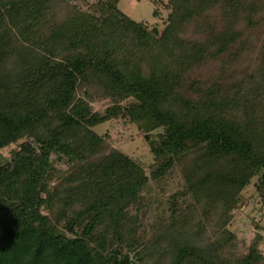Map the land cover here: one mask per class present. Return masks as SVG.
Returning a JSON list of instances; mask_svg holds the SVG:
<instances>
[{"label": "trees", "instance_id": "16d2710c", "mask_svg": "<svg viewBox=\"0 0 264 264\" xmlns=\"http://www.w3.org/2000/svg\"><path fill=\"white\" fill-rule=\"evenodd\" d=\"M118 2L0 0V264H264L231 229L264 200V0H166L162 29ZM120 118L149 172L95 130Z\"/></svg>", "mask_w": 264, "mask_h": 264}, {"label": "rangeland", "instance_id": "374dc122", "mask_svg": "<svg viewBox=\"0 0 264 264\" xmlns=\"http://www.w3.org/2000/svg\"><path fill=\"white\" fill-rule=\"evenodd\" d=\"M95 2L96 0H89ZM166 0H119V8L138 22H146L149 24H157L162 29L164 22L168 16V11L163 7ZM163 2V3H162ZM159 8V17L154 16V10ZM109 103L107 101L95 102L93 105L96 110H104ZM95 130L99 134H109L111 143L114 147L120 149L124 153L130 155L136 161L140 162L147 170L150 171V166L154 161V155L150 152L147 143L144 141L143 134L137 129L134 124L124 120L113 119L101 125H98ZM15 145L3 150L5 154L15 148ZM179 179L174 184L169 183L164 185L167 189L166 197H169L176 190H180L178 183ZM245 188L242 193V206L235 212V217L231 225V229L248 244H259L264 252V200L257 191L254 183ZM152 191L156 193L158 198H161L162 188L153 185ZM257 235H261L260 240L256 241Z\"/></svg>", "mask_w": 264, "mask_h": 264}, {"label": "water", "instance_id": "95a60500", "mask_svg": "<svg viewBox=\"0 0 264 264\" xmlns=\"http://www.w3.org/2000/svg\"><path fill=\"white\" fill-rule=\"evenodd\" d=\"M261 235H257V238H256V241H259L260 240V237Z\"/></svg>", "mask_w": 264, "mask_h": 264}]
</instances>
